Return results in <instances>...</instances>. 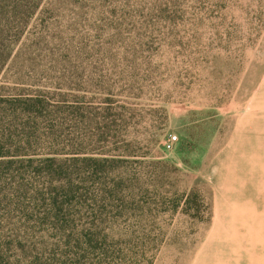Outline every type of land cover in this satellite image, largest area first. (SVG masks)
I'll return each instance as SVG.
<instances>
[{"label": "rangeland", "instance_id": "rangeland-1", "mask_svg": "<svg viewBox=\"0 0 264 264\" xmlns=\"http://www.w3.org/2000/svg\"><path fill=\"white\" fill-rule=\"evenodd\" d=\"M0 152V264H264V0H0Z\"/></svg>", "mask_w": 264, "mask_h": 264}, {"label": "built area", "instance_id": "built-area-1", "mask_svg": "<svg viewBox=\"0 0 264 264\" xmlns=\"http://www.w3.org/2000/svg\"><path fill=\"white\" fill-rule=\"evenodd\" d=\"M176 142H177V137L170 135L168 140H167V142H166V144H165L166 150L167 151L173 150Z\"/></svg>", "mask_w": 264, "mask_h": 264}, {"label": "trees", "instance_id": "trees-1", "mask_svg": "<svg viewBox=\"0 0 264 264\" xmlns=\"http://www.w3.org/2000/svg\"><path fill=\"white\" fill-rule=\"evenodd\" d=\"M0 156H5V153L0 152Z\"/></svg>", "mask_w": 264, "mask_h": 264}]
</instances>
